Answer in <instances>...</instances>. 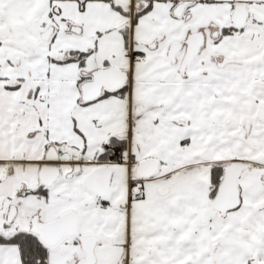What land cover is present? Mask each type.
<instances>
[{
	"label": "snow or ice",
	"instance_id": "6c2138e0",
	"mask_svg": "<svg viewBox=\"0 0 264 264\" xmlns=\"http://www.w3.org/2000/svg\"><path fill=\"white\" fill-rule=\"evenodd\" d=\"M0 264H264V0H0Z\"/></svg>",
	"mask_w": 264,
	"mask_h": 264
}]
</instances>
